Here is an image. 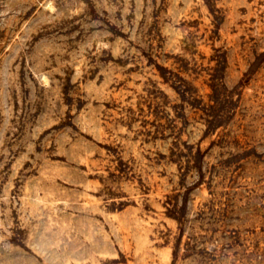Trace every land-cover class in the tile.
I'll return each instance as SVG.
<instances>
[{"label": "rangeland", "instance_id": "obj_1", "mask_svg": "<svg viewBox=\"0 0 264 264\" xmlns=\"http://www.w3.org/2000/svg\"><path fill=\"white\" fill-rule=\"evenodd\" d=\"M0 264H264V0H0Z\"/></svg>", "mask_w": 264, "mask_h": 264}, {"label": "bare ground", "instance_id": "obj_2", "mask_svg": "<svg viewBox=\"0 0 264 264\" xmlns=\"http://www.w3.org/2000/svg\"><path fill=\"white\" fill-rule=\"evenodd\" d=\"M47 5H50V3H47Z\"/></svg>", "mask_w": 264, "mask_h": 264}]
</instances>
